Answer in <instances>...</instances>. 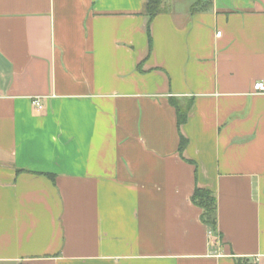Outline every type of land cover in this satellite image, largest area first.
<instances>
[{
    "label": "crops",
    "instance_id": "crops-1",
    "mask_svg": "<svg viewBox=\"0 0 264 264\" xmlns=\"http://www.w3.org/2000/svg\"><path fill=\"white\" fill-rule=\"evenodd\" d=\"M145 1L0 0V264H264V0Z\"/></svg>",
    "mask_w": 264,
    "mask_h": 264
},
{
    "label": "trees",
    "instance_id": "trees-1",
    "mask_svg": "<svg viewBox=\"0 0 264 264\" xmlns=\"http://www.w3.org/2000/svg\"><path fill=\"white\" fill-rule=\"evenodd\" d=\"M169 0H146L144 7V15L147 18L146 31L148 36V42L151 43V37L149 32V25L151 21L159 14H163L169 11L168 6ZM195 11V8H192ZM170 103L176 109L177 114V125L178 128L185 123L187 117V109L183 110L181 107L176 105L174 101ZM188 141L180 136L178 151L181 153L186 147ZM191 202L200 209V220L203 224L208 225L212 230L216 229V199L214 194L206 189L195 188ZM235 264H255L247 259H236Z\"/></svg>",
    "mask_w": 264,
    "mask_h": 264
},
{
    "label": "built area",
    "instance_id": "built-area-1",
    "mask_svg": "<svg viewBox=\"0 0 264 264\" xmlns=\"http://www.w3.org/2000/svg\"><path fill=\"white\" fill-rule=\"evenodd\" d=\"M216 36H220V33H217ZM252 89L254 93L264 95V81L255 82ZM31 104L37 111L42 109L41 100L39 98L32 99Z\"/></svg>",
    "mask_w": 264,
    "mask_h": 264
},
{
    "label": "rangeland",
    "instance_id": "rangeland-1",
    "mask_svg": "<svg viewBox=\"0 0 264 264\" xmlns=\"http://www.w3.org/2000/svg\"><path fill=\"white\" fill-rule=\"evenodd\" d=\"M205 7H206V5H203V4H202V5H200V6H197L196 8L199 9V8H205Z\"/></svg>",
    "mask_w": 264,
    "mask_h": 264
}]
</instances>
